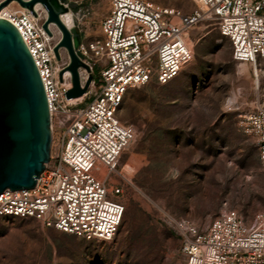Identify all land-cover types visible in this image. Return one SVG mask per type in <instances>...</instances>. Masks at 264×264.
Instances as JSON below:
<instances>
[{"label": "built area", "instance_id": "built-area-1", "mask_svg": "<svg viewBox=\"0 0 264 264\" xmlns=\"http://www.w3.org/2000/svg\"><path fill=\"white\" fill-rule=\"evenodd\" d=\"M190 13L151 0H110L101 20V36L79 45L93 79L87 92L68 98L69 61L57 60L60 37L43 24L47 13L34 15L17 1L0 17L11 21L27 44L47 92L52 148L50 161L35 187L0 193V216L32 218L44 226L87 240L110 241L125 213L117 173L122 153L136 137L133 125L118 114L127 92L156 81L167 84L193 58L188 31L207 19L231 42L236 61L258 68L264 63V0H194ZM78 6L82 1L78 2ZM90 4L84 16L90 14ZM102 64L98 77L95 66ZM82 86L90 73L79 68ZM256 138L264 168V103L244 117ZM178 233L187 264H264V207L250 222L224 210L204 230L187 218L167 214Z\"/></svg>", "mask_w": 264, "mask_h": 264}, {"label": "rangeland", "instance_id": "rangeland-1", "mask_svg": "<svg viewBox=\"0 0 264 264\" xmlns=\"http://www.w3.org/2000/svg\"><path fill=\"white\" fill-rule=\"evenodd\" d=\"M71 1H82L71 10L82 38H99L110 0ZM151 1L183 13L199 7L194 0ZM187 37L193 58L179 75L131 88L119 111L136 137L111 176L123 187L125 204L114 239L87 240L32 218L0 216V264H187L167 214L204 231L226 209L250 222L264 207L259 147L244 125L245 115L264 103V63L257 79L251 63L233 58L213 19ZM101 67L95 66L96 77Z\"/></svg>", "mask_w": 264, "mask_h": 264}, {"label": "water", "instance_id": "water-1", "mask_svg": "<svg viewBox=\"0 0 264 264\" xmlns=\"http://www.w3.org/2000/svg\"><path fill=\"white\" fill-rule=\"evenodd\" d=\"M38 15V4L45 9L43 24L48 34L56 26L61 36L54 52L62 60L66 50L69 63L65 70L72 76L68 98H77L87 92L93 79L89 64L79 50L82 36L75 26L69 27L62 15L78 6L71 0H0V11L11 2ZM90 73L84 86L79 68ZM52 148L51 117L47 92L38 66L17 27L0 17V193L35 187L38 178L50 161Z\"/></svg>", "mask_w": 264, "mask_h": 264}, {"label": "bare ground", "instance_id": "bare-ground-1", "mask_svg": "<svg viewBox=\"0 0 264 264\" xmlns=\"http://www.w3.org/2000/svg\"><path fill=\"white\" fill-rule=\"evenodd\" d=\"M15 5H16V2L13 1V2H11L6 8H11V7L15 6ZM37 7H38L39 9H42L43 11H45V9H43V8L41 7L40 4H38ZM45 12H46V11H45ZM62 19H63V21H64L69 27H72V26H73L74 15H73V12H72L71 10L68 11L67 13L63 14V15H62ZM51 29H52L54 35H58V34H60V36H61V32H60V30H59V29L57 30V29L54 27V25L51 26ZM257 70L259 71V68H258ZM69 73H70V72H69Z\"/></svg>", "mask_w": 264, "mask_h": 264}]
</instances>
